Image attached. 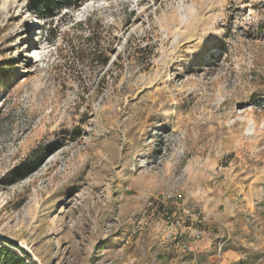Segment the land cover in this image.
Wrapping results in <instances>:
<instances>
[{
	"label": "rangeland",
	"instance_id": "1",
	"mask_svg": "<svg viewBox=\"0 0 264 264\" xmlns=\"http://www.w3.org/2000/svg\"><path fill=\"white\" fill-rule=\"evenodd\" d=\"M171 190L222 215L190 251L147 207ZM0 234L28 264H264V0H0Z\"/></svg>",
	"mask_w": 264,
	"mask_h": 264
},
{
	"label": "built area",
	"instance_id": "2",
	"mask_svg": "<svg viewBox=\"0 0 264 264\" xmlns=\"http://www.w3.org/2000/svg\"><path fill=\"white\" fill-rule=\"evenodd\" d=\"M171 201L176 204V210L172 212L168 209V203ZM147 207L153 215H159L157 225L168 229V238L177 240L181 250L190 251L192 241L203 237V233L196 227L207 220V215L201 209L188 204L183 193L175 190L164 192L154 201L149 202Z\"/></svg>",
	"mask_w": 264,
	"mask_h": 264
},
{
	"label": "trees",
	"instance_id": "3",
	"mask_svg": "<svg viewBox=\"0 0 264 264\" xmlns=\"http://www.w3.org/2000/svg\"><path fill=\"white\" fill-rule=\"evenodd\" d=\"M33 5L35 13L41 17H54L55 12L61 10L64 6H69L80 0H27ZM90 24V19L87 20ZM104 52L97 45L93 54L92 61L101 65H106L107 60H102ZM22 252L23 254H21ZM28 257L22 249L11 243H5L0 240V264H28Z\"/></svg>",
	"mask_w": 264,
	"mask_h": 264
},
{
	"label": "crops",
	"instance_id": "4",
	"mask_svg": "<svg viewBox=\"0 0 264 264\" xmlns=\"http://www.w3.org/2000/svg\"><path fill=\"white\" fill-rule=\"evenodd\" d=\"M187 199V198H186ZM201 200H202V198L201 197H198V199H196V208H199V209H201L203 212H205V213H207L206 215L208 216V217H211V215H212V217L210 218V219H212V220H217V219H215V218H219V217H221L222 215H221V213H210V212H208L207 211V209H206V205H203V203H202V206L199 204V203H201ZM213 200V199H212ZM214 201H216L215 199H214ZM209 202H211V201H209ZM208 202V203H209ZM219 204H222V202L220 201V203ZM228 205V207H229V204L230 203H227ZM227 212H229V211H227ZM202 240H205V236L202 238ZM199 242L200 241H195L192 245H196L197 247L199 246L198 244H199Z\"/></svg>",
	"mask_w": 264,
	"mask_h": 264
},
{
	"label": "water",
	"instance_id": "5",
	"mask_svg": "<svg viewBox=\"0 0 264 264\" xmlns=\"http://www.w3.org/2000/svg\"><path fill=\"white\" fill-rule=\"evenodd\" d=\"M0 240H2L4 242H7V243H11L13 245H17V242L16 241L10 239L9 237H6L4 235H1V234H0Z\"/></svg>",
	"mask_w": 264,
	"mask_h": 264
}]
</instances>
